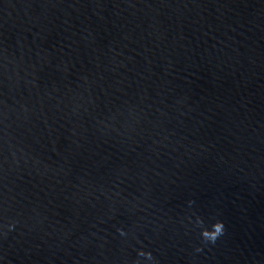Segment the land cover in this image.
<instances>
[{
    "label": "water",
    "instance_id": "1",
    "mask_svg": "<svg viewBox=\"0 0 264 264\" xmlns=\"http://www.w3.org/2000/svg\"><path fill=\"white\" fill-rule=\"evenodd\" d=\"M0 264H264V0H0Z\"/></svg>",
    "mask_w": 264,
    "mask_h": 264
},
{
    "label": "clouds",
    "instance_id": "2",
    "mask_svg": "<svg viewBox=\"0 0 264 264\" xmlns=\"http://www.w3.org/2000/svg\"><path fill=\"white\" fill-rule=\"evenodd\" d=\"M9 227H11V225H9ZM120 231L123 233V229H120ZM224 231V225L222 221L217 220L214 224H212V226L209 227H205L203 229L202 235L205 239L210 240V241H215V239L221 235V233ZM140 254L147 256V257H151L152 253L149 252H145L143 249L140 250Z\"/></svg>",
    "mask_w": 264,
    "mask_h": 264
}]
</instances>
